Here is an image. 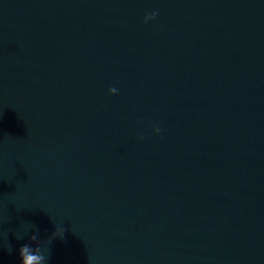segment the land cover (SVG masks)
I'll use <instances>...</instances> for the list:
<instances>
[{
  "label": "water",
  "instance_id": "95a60500",
  "mask_svg": "<svg viewBox=\"0 0 264 264\" xmlns=\"http://www.w3.org/2000/svg\"><path fill=\"white\" fill-rule=\"evenodd\" d=\"M58 226L47 264H264V0H0V264Z\"/></svg>",
  "mask_w": 264,
  "mask_h": 264
},
{
  "label": "clouds",
  "instance_id": "9594fccd",
  "mask_svg": "<svg viewBox=\"0 0 264 264\" xmlns=\"http://www.w3.org/2000/svg\"><path fill=\"white\" fill-rule=\"evenodd\" d=\"M157 13L152 12L151 15H145L144 22L147 23L149 20H154ZM109 92H117L118 90L115 87L109 88ZM161 132V128L158 124L152 127V133L158 135ZM143 138L141 135L138 137ZM30 230L26 228L24 232L18 237L23 238L24 234ZM67 229L62 226L55 227L54 230L48 235L47 239H39V233L33 232L28 237V243L21 244L18 248L19 264H47L48 257L46 255L49 246L53 244L57 239L63 240L65 237Z\"/></svg>",
  "mask_w": 264,
  "mask_h": 264
}]
</instances>
